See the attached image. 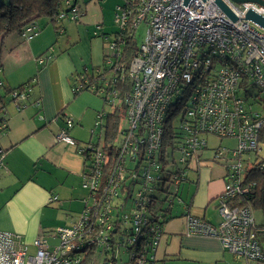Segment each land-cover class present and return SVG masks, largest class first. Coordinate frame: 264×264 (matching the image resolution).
<instances>
[{"label":"built area","instance_id":"obj_1","mask_svg":"<svg viewBox=\"0 0 264 264\" xmlns=\"http://www.w3.org/2000/svg\"><path fill=\"white\" fill-rule=\"evenodd\" d=\"M216 1L139 0L115 9L120 33L136 31L142 23L147 31L127 69L116 60L125 43L120 33L113 40L105 37L104 48L112 54L95 71L103 75L100 93L108 105H124L127 124L120 130L113 159L108 161L100 144L79 146L70 138L74 121L67 118L55 138L75 146L85 159L81 187L89 193L83 210L73 224L38 236L32 245L19 234L0 232V264H82L88 252L81 250L92 247L104 252L113 248L116 259L130 258L134 264H157L161 224L175 204L183 203L181 185L190 172L215 165L224 171L217 206L220 223L214 226L189 214L186 233L218 239L241 264H264V227L256 224L254 209L246 202L253 184L246 180L247 171L256 166L264 172V154L259 155L264 149V102L248 92L255 87L264 96V29L245 17L251 10L264 17V7L220 0L233 20ZM79 18L78 8L59 16L60 21ZM35 31L29 26L23 39H32ZM43 62L40 58L37 63ZM126 79L130 89L121 101L111 87ZM86 83L85 76H75L74 91ZM29 88L26 84L11 93L17 111L25 107ZM7 114L5 109L1 115L0 136L7 131ZM106 116L104 111L99 115L96 129ZM170 121L179 134L166 147L163 133ZM209 137L235 139L237 146H216L213 158L205 159ZM5 155L0 147L3 168ZM49 237L58 243L51 245Z\"/></svg>","mask_w":264,"mask_h":264},{"label":"crops","instance_id":"obj_2","mask_svg":"<svg viewBox=\"0 0 264 264\" xmlns=\"http://www.w3.org/2000/svg\"><path fill=\"white\" fill-rule=\"evenodd\" d=\"M98 1L90 0L78 21L43 25L39 20L36 37L26 41L11 35L0 43V78L5 85L13 89L30 84L21 111L7 106V131L0 136L6 153L5 168L0 167V232L19 234L29 245L40 235L48 237L70 226L83 210L79 208L76 216L72 206L83 205L86 199L81 187L85 159L75 146L55 137L69 118L74 121L69 137L79 146L96 139L95 123L104 101L92 92L76 95L72 86L76 73L103 63L101 35L108 34L104 23L108 10ZM40 58L43 64L37 63ZM223 175L219 166L190 172L180 191L191 192L172 207L156 250L157 264H241L218 239L186 233L189 214L214 226L220 223L217 206L225 187ZM53 197L58 200L52 202ZM260 237L264 249V235Z\"/></svg>","mask_w":264,"mask_h":264},{"label":"trees","instance_id":"obj_3","mask_svg":"<svg viewBox=\"0 0 264 264\" xmlns=\"http://www.w3.org/2000/svg\"><path fill=\"white\" fill-rule=\"evenodd\" d=\"M90 0H0V43H3V39L11 35H19L22 36L25 30L29 26H33L37 31V22L41 19H48L54 25L61 24L62 21L59 20V16L61 13H65L69 15L72 9L78 8L80 12V17L85 10V6ZM126 2H130L134 5H137L139 0H124ZM70 3V4H69ZM78 21V20H76ZM60 26L56 27L57 32L60 30ZM97 32L100 31V27H97ZM35 31V32H36ZM118 30L117 33L119 34ZM135 30L120 33L122 40L125 41L124 45L121 46V53L119 57L116 59L119 64H122L127 69L132 58L136 55L138 49L134 42ZM113 34V35H115ZM130 34L132 36H130ZM35 35V34H34ZM102 41L105 43V37H110L108 34L101 35ZM106 55H104L105 58ZM103 61V59H102ZM104 65V61L102 63ZM1 68V67H0ZM97 68H93L91 70H82L75 74V76H85L87 78V83L84 88L80 92L74 91L75 86V77H74V85L73 91L76 95L83 92H92L99 95L105 104L104 112H106L107 116L103 122V125L98 129L95 139V143L101 144L103 141V150L109 154V160L113 159L114 150L117 147V135L120 134V128L122 122V115L124 114V105L117 106L115 109L110 107L106 102V98L103 94L100 93V89L102 88V78L103 75L99 76L96 74ZM108 71L102 72L104 75H107ZM107 73V74H106ZM126 73V72H125ZM129 81H120L118 80L112 87L111 90L116 92L119 100H123V97L127 95L130 89V85H128ZM92 85L96 86L95 89L92 88ZM26 87L22 85L18 88H10L7 87L4 81L0 78V121L4 120L1 116L3 111L6 109L9 104H12L11 93L16 90H21V88ZM173 122H168L164 129V145H172L173 140L179 133H176L172 128ZM263 130V139H264V129ZM111 162V161H110ZM247 179L252 181V187L250 190V195L246 202H250V206L253 207L254 210H261L264 214V172L259 171L258 168L253 167L249 171H247ZM242 205H246L243 203ZM160 206V205H159ZM171 216L165 221L162 222L161 227L164 229V225L166 221L170 220ZM260 227H264L260 226ZM261 234V236H263ZM114 238H116L115 234H113ZM261 239V237H260ZM96 247H92L91 249L81 250L83 253H87L86 257L83 259L82 264H134L133 260H129L130 258H123L119 256L116 259V252L113 248L108 251H98L95 249ZM140 250V248H138Z\"/></svg>","mask_w":264,"mask_h":264},{"label":"rangeland","instance_id":"obj_4","mask_svg":"<svg viewBox=\"0 0 264 264\" xmlns=\"http://www.w3.org/2000/svg\"><path fill=\"white\" fill-rule=\"evenodd\" d=\"M98 2L99 3H102L103 6L107 5L106 8L108 10V16H107L106 21L104 23H105V25L107 27L106 33H108V35L110 36V39L113 40V38H114V35L113 34L117 33L118 30H119V27H118L117 23L115 22V16H116V10L115 9L118 6H120V5L123 6L125 4V1L124 0H100ZM39 23H43V25L50 24L49 20L48 19H45V18L44 19H41L39 21ZM38 28L39 27L37 26V31L35 32V35L33 36V38L36 37V35H38L37 34V33H39ZM146 31H147V27L145 26L144 23H142L138 27V29L135 31V33H134L135 34L134 42L136 44L135 47H137V49L139 48V46L144 41V38L146 36V34H145ZM22 39H23V37H22ZM102 48H103V54L104 55H111L112 54L111 51L105 49L104 47H102ZM248 89H249V91H248L249 94H253V97L255 95H259V98L261 100H263L262 102H264V96L261 93L258 92L259 89L255 88V87H250V88L248 87ZM257 106H254V108L256 110L260 111L261 108H259ZM181 114H182V110L177 114L178 115V118L181 116ZM125 122H126V120H125V114H123L122 115V122H120L121 123L120 130H122V129L125 128V126L127 124ZM117 136H118L117 137V141H119L120 140V135H117ZM236 142L237 141L235 139H224L223 141L220 142V141L216 140V138H214V137H209V143L208 144H209V147L210 148H209V150L205 151V154H204L203 157L205 159H212L213 156H214V151L212 150V148H214L216 146L217 147L219 146L222 149L223 148H229V150L230 149H235L236 146H237V143ZM103 144H104V142L102 141L101 144H100L99 149L103 148L102 147ZM263 154H264V149L261 152V154H259V155H263ZM215 166H217V165H215ZM214 174H215V172H214ZM211 176H212V179H213V175H211ZM191 178L193 179L194 177H191ZM185 184H183L182 188L185 186ZM190 192H191L190 188L189 189L186 188V190H184V191L182 189L180 191V193H179L178 196H180L181 198H183V197L186 198V197H188V194ZM88 193L89 192L87 190H85V197L88 196ZM175 205H177V204H175ZM83 207H84V203H83V205H82V202L80 204L77 203L74 206H72V210H73V212H76L75 214L77 216V214H78V212L80 210L79 208H83ZM76 216L74 217V219L76 218ZM254 216H255L254 218L256 220V224L258 226H263L264 225V214H263V212L261 210H254ZM48 239H49L51 245H55V244L58 243V241L56 239H51L50 237Z\"/></svg>","mask_w":264,"mask_h":264},{"label":"water","instance_id":"obj_5","mask_svg":"<svg viewBox=\"0 0 264 264\" xmlns=\"http://www.w3.org/2000/svg\"><path fill=\"white\" fill-rule=\"evenodd\" d=\"M231 1L234 2L235 4L253 3L261 7H264V0H231ZM216 3L217 6H219L230 18L236 20V17L233 15L231 10L226 5H224V3H222L220 0H217ZM245 17L247 20L254 22L255 24L261 26L264 29V17L257 14L255 11L253 10L249 11Z\"/></svg>","mask_w":264,"mask_h":264}]
</instances>
